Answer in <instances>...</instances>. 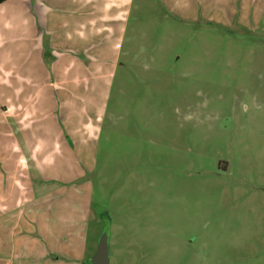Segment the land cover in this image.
I'll use <instances>...</instances> for the list:
<instances>
[{
  "label": "rangeland",
  "instance_id": "obj_1",
  "mask_svg": "<svg viewBox=\"0 0 264 264\" xmlns=\"http://www.w3.org/2000/svg\"><path fill=\"white\" fill-rule=\"evenodd\" d=\"M129 21L168 23L140 0ZM176 26L153 50L171 76L140 80L141 63L115 85L96 170L34 176L31 207L2 218L11 264H93L104 239L109 264H264V26Z\"/></svg>",
  "mask_w": 264,
  "mask_h": 264
},
{
  "label": "crops",
  "instance_id": "obj_2",
  "mask_svg": "<svg viewBox=\"0 0 264 264\" xmlns=\"http://www.w3.org/2000/svg\"><path fill=\"white\" fill-rule=\"evenodd\" d=\"M140 2L164 16L167 26H130L134 0L0 3V222L13 221L21 207L32 205L40 181L34 176L96 170L113 89L124 90L136 64L148 65L135 72L140 80L152 73L172 75L168 56L162 60L153 50L161 45L159 38L169 39L165 46L171 43L176 21L254 32L264 26V0ZM119 68L124 70L116 82ZM2 228L0 223V264L7 256L4 263L11 264L14 227ZM5 237L8 248L1 241ZM22 246L44 248L39 239ZM60 254L51 252L49 259L76 264Z\"/></svg>",
  "mask_w": 264,
  "mask_h": 264
},
{
  "label": "water",
  "instance_id": "obj_3",
  "mask_svg": "<svg viewBox=\"0 0 264 264\" xmlns=\"http://www.w3.org/2000/svg\"><path fill=\"white\" fill-rule=\"evenodd\" d=\"M93 264H109V249L106 239L100 243L99 250L94 258Z\"/></svg>",
  "mask_w": 264,
  "mask_h": 264
},
{
  "label": "trees",
  "instance_id": "obj_4",
  "mask_svg": "<svg viewBox=\"0 0 264 264\" xmlns=\"http://www.w3.org/2000/svg\"><path fill=\"white\" fill-rule=\"evenodd\" d=\"M3 1H5V0H0V3L3 2Z\"/></svg>",
  "mask_w": 264,
  "mask_h": 264
}]
</instances>
